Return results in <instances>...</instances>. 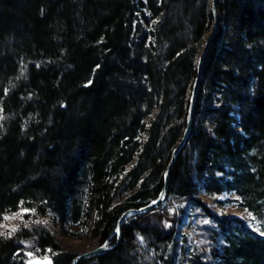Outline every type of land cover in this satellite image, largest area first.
Returning <instances> with one entry per match:
<instances>
[{"label": "trees", "instance_id": "1", "mask_svg": "<svg viewBox=\"0 0 264 264\" xmlns=\"http://www.w3.org/2000/svg\"><path fill=\"white\" fill-rule=\"evenodd\" d=\"M210 2L0 0V221L25 210L21 228L0 235V264H70L77 253L55 229L113 243L120 215L158 196L213 28ZM217 9L167 201L79 264H264V235L206 201L229 193L264 212V0ZM188 205L209 218L210 245L179 233L196 223Z\"/></svg>", "mask_w": 264, "mask_h": 264}, {"label": "water", "instance_id": "2", "mask_svg": "<svg viewBox=\"0 0 264 264\" xmlns=\"http://www.w3.org/2000/svg\"><path fill=\"white\" fill-rule=\"evenodd\" d=\"M217 4H218V0H211L210 2L211 12L213 15V28H212L211 33L208 35L207 39L205 40L202 51L198 57L196 75H195V78L192 84L184 131H183V134L179 142L172 150L170 160L164 172L163 185H162V188L158 196L155 199L151 200L146 205H143L141 207H132V208L126 209L120 215L117 221L115 232H114L116 235L115 242L111 243L109 240H107L98 246H95L83 252H79L72 258L70 264H79L84 259L98 256V255L104 254L106 252H109L117 248L123 241V227L126 221L130 217L135 216V215H142L147 212H150L160 207L163 203L167 201L168 196H169V187H170L171 173H172L173 166L180 152L185 147L191 135V132H192L197 97H198L200 85H201L203 75H204L205 60L209 53L211 45L219 31L220 16L218 13ZM25 264H55V263H54L53 257L50 255H47V256L30 257L26 260Z\"/></svg>", "mask_w": 264, "mask_h": 264}, {"label": "rangeland", "instance_id": "3", "mask_svg": "<svg viewBox=\"0 0 264 264\" xmlns=\"http://www.w3.org/2000/svg\"><path fill=\"white\" fill-rule=\"evenodd\" d=\"M235 197L236 196L233 194L223 193L214 198H206V201L215 215L219 217L240 218L247 224L248 228L257 234L262 235L261 233H264V212L261 214L256 211H252L249 208L241 207L239 203L232 200ZM186 210V215L191 213L197 214V219L195 220L196 223L193 224L192 229L186 228V225L184 227L180 226L179 233L182 234L184 232H192L195 237L197 236L199 240L197 239L196 242L193 240L191 244H195L196 247L204 244L210 245V232L212 225L209 218L198 208L194 209L192 206L188 205ZM24 215L25 210L23 209L7 214L0 221V235L12 233L21 228L24 222ZM189 217L190 215L188 218ZM55 232H57V236L62 247L70 252L79 253L96 246V238L90 233L80 237L70 234H66L64 236L56 229ZM191 245L190 247H192Z\"/></svg>", "mask_w": 264, "mask_h": 264}, {"label": "snow or ice", "instance_id": "4", "mask_svg": "<svg viewBox=\"0 0 264 264\" xmlns=\"http://www.w3.org/2000/svg\"><path fill=\"white\" fill-rule=\"evenodd\" d=\"M253 219H254V217H253ZM262 235H264V233H261Z\"/></svg>", "mask_w": 264, "mask_h": 264}]
</instances>
